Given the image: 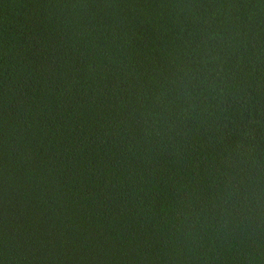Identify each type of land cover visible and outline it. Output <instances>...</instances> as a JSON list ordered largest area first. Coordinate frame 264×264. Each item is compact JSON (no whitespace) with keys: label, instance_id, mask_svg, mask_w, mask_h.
Returning a JSON list of instances; mask_svg holds the SVG:
<instances>
[{"label":"trees","instance_id":"16d2710c","mask_svg":"<svg viewBox=\"0 0 264 264\" xmlns=\"http://www.w3.org/2000/svg\"><path fill=\"white\" fill-rule=\"evenodd\" d=\"M0 264H264V0H0Z\"/></svg>","mask_w":264,"mask_h":264}]
</instances>
